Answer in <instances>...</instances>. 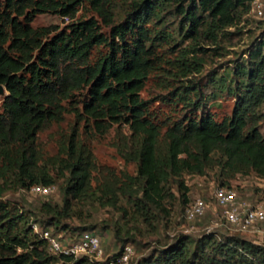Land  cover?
Masks as SVG:
<instances>
[{"label": "trees", "instance_id": "trees-1", "mask_svg": "<svg viewBox=\"0 0 264 264\" xmlns=\"http://www.w3.org/2000/svg\"><path fill=\"white\" fill-rule=\"evenodd\" d=\"M87 1L110 27V37L99 31L94 18L74 22L68 31L32 26L40 13L74 16L78 0H0V85L5 93L0 112V196L1 181L8 175L24 189L56 183V177L39 165L37 135L44 126L60 122L67 110L64 102L85 88L88 99L76 115L91 121L101 134L113 124H127L133 139L131 150L126 146L120 150L123 157L138 162V175H126L119 185L116 181L103 184V192L115 199L118 188L134 197L145 213L150 206L160 207L164 182L184 171L202 174L215 151L223 167L237 171L247 167L264 176V136L257 128V110L264 101V53H250L252 65L244 71L245 87H238L232 115L216 121L205 113L175 122L164 133V154L159 148L160 128L146 116L147 104L140 97L154 67L148 45L154 39L144 27L146 22L171 5L188 25L184 36L197 38L206 25L207 37L216 41L218 32L233 26L241 11L250 12L253 0H132L117 24L109 0ZM199 12L206 14L207 23ZM97 45H106L108 52L90 63L91 50ZM66 153L58 176L68 172L62 205L48 201L40 205L45 225L57 230L69 228L62 222L70 215L71 199L86 195L91 180L92 154L77 142L74 132ZM178 185L182 204L187 206L189 188L183 180ZM133 186L138 187L133 190ZM116 238L123 244L135 240L118 233ZM53 260L89 264L86 258L50 253L25 213L0 199V264H50ZM135 264H264V246L238 235L218 240L214 233H207L196 242L180 235Z\"/></svg>", "mask_w": 264, "mask_h": 264}, {"label": "rangeland", "instance_id": "rangeland-1", "mask_svg": "<svg viewBox=\"0 0 264 264\" xmlns=\"http://www.w3.org/2000/svg\"><path fill=\"white\" fill-rule=\"evenodd\" d=\"M109 1L114 24H117L130 10L132 0ZM78 2L74 16L57 12L40 13L36 14L31 24L34 28L54 26L60 32L68 31L74 22L94 18L99 31L109 36L110 27L104 24L89 2ZM173 10L171 5L166 6L160 12L161 18L154 16L144 24L154 39L148 42L154 53V67L140 97L147 104L146 116L160 128L161 154L165 150L164 133L175 122L186 120L189 116L199 118L205 113H210L216 121L229 118L235 106V97L239 94L238 87H245L244 71L252 65L250 53H264V19L255 17L252 12L241 11L235 24L218 32L217 40L213 41L205 33L206 25L201 28L197 38L184 36L188 25ZM199 15L207 23L206 14L199 12ZM107 52L106 45L94 46L89 62L94 63ZM239 69L241 72H237ZM4 95H0V112ZM87 99V88L75 93L70 102H64L67 110L63 119L44 126L38 132L36 147L39 165L57 179L49 194L43 196L20 188L11 175L1 181L4 191L0 199L20 213H25L33 229L36 227L39 232L48 230L56 237L67 239L92 230L100 238L105 255L119 251L122 245H129L133 252L128 264H135L152 252L167 247L180 235H188L194 242L207 233H214L218 240L238 235L264 246V222L259 225L258 231L235 232L224 222L213 200V191L223 185L236 191L249 204H260L264 208V176L257 175L247 167H241L239 171L223 167V159L218 151L213 152L202 174L184 171L178 176H170L164 182L165 194L161 206H150L147 213L136 205L134 197L123 195L118 188H115L116 199L103 192L105 182L116 181L119 185L126 175L136 177L138 162L121 154L120 148L126 146L125 149L131 150L132 146L133 139L130 138L127 124H113L101 134L91 121L76 115L77 111L82 113V103ZM257 112L260 114L257 128L264 136V101ZM73 132L77 142L92 154L91 180L86 195L71 199L70 215L62 222L69 228L57 230L54 225H45L43 221L47 218L40 205L45 201L62 205V188L68 172L58 176L62 161L67 157L66 148ZM179 180H183L189 188L190 203L202 198L207 204L204 215L193 221L186 218L187 206L182 204ZM137 187L133 186L132 189ZM116 233L124 238L134 236L135 240L123 244L116 238ZM50 264L63 263L53 260Z\"/></svg>", "mask_w": 264, "mask_h": 264}, {"label": "built area", "instance_id": "built-area-1", "mask_svg": "<svg viewBox=\"0 0 264 264\" xmlns=\"http://www.w3.org/2000/svg\"><path fill=\"white\" fill-rule=\"evenodd\" d=\"M250 12L257 18L264 19V0H253ZM53 185H33L30 190L40 195H47ZM213 200L220 211L221 217L229 228L235 232L248 233L258 231L264 222V208L262 205H251L239 197L236 191L228 186H218L213 191ZM207 204L202 198H196L185 209L188 221L204 215ZM39 233L46 241L47 249L52 254L73 255L74 258H86L89 264H128L132 257V248L125 245L121 252L105 255L100 238L93 231H83L78 237H56L48 230Z\"/></svg>", "mask_w": 264, "mask_h": 264}, {"label": "water", "instance_id": "water-1", "mask_svg": "<svg viewBox=\"0 0 264 264\" xmlns=\"http://www.w3.org/2000/svg\"><path fill=\"white\" fill-rule=\"evenodd\" d=\"M4 94V88L2 85H0V95H3Z\"/></svg>", "mask_w": 264, "mask_h": 264}]
</instances>
